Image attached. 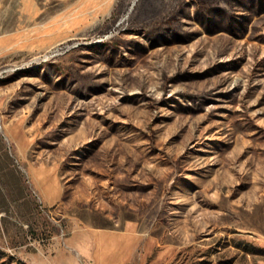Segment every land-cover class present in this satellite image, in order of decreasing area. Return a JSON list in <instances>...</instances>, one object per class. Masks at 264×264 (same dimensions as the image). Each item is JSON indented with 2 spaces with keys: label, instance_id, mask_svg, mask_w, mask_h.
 <instances>
[{
  "label": "rangeland",
  "instance_id": "rangeland-1",
  "mask_svg": "<svg viewBox=\"0 0 264 264\" xmlns=\"http://www.w3.org/2000/svg\"><path fill=\"white\" fill-rule=\"evenodd\" d=\"M261 1L0 0V264H264Z\"/></svg>",
  "mask_w": 264,
  "mask_h": 264
},
{
  "label": "trees",
  "instance_id": "trees-1",
  "mask_svg": "<svg viewBox=\"0 0 264 264\" xmlns=\"http://www.w3.org/2000/svg\"><path fill=\"white\" fill-rule=\"evenodd\" d=\"M261 7H264V0H262L261 2H259L257 5L254 6L255 9H259ZM213 11V9H212Z\"/></svg>",
  "mask_w": 264,
  "mask_h": 264
}]
</instances>
